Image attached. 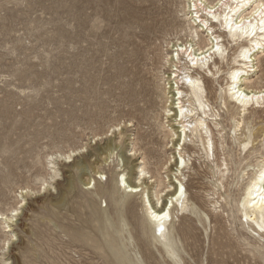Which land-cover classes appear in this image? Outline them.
Returning <instances> with one entry per match:
<instances>
[{"label": "rangeland", "instance_id": "374dc122", "mask_svg": "<svg viewBox=\"0 0 264 264\" xmlns=\"http://www.w3.org/2000/svg\"><path fill=\"white\" fill-rule=\"evenodd\" d=\"M184 5L185 0H0V178L5 172L10 177L0 179V211L9 214L20 207L19 191L29 189L27 203L10 221L12 226L6 227L0 219V264H264V237L254 242L241 228L236 212L243 188L262 162L260 153H254L246 160L250 163L246 172H236L242 152L239 142L252 130L257 134L253 148L261 144L263 107L252 109L253 118L245 120L237 138H223L224 145L211 126L215 157L221 163L225 156L228 160L226 191L221 185L224 197L217 205L210 204L207 192L215 180L213 163L207 161L199 138L187 145L192 158L183 178L189 207L171 226L182 260L170 258L149 237L142 207L134 197L125 215L127 229L118 240L128 258H117L108 246L110 237L97 209L105 200L110 213L115 207L108 196L97 195L94 187L83 188L81 182L89 175L94 179L93 163L104 171L98 181L111 187L123 164V151L135 145L146 155L149 169L162 170L163 179H169L170 151L162 148L158 107L136 102L133 91L142 80H150L156 90L166 48L178 38L192 39L182 30L189 24ZM157 18L160 21L154 26ZM229 51L232 56L234 47L229 46ZM227 67L223 63V69ZM259 75L264 78V69L251 78ZM219 82L208 85L213 95L219 93L223 78ZM117 125L121 134L114 131ZM224 125L228 129L231 125L228 113H224ZM108 140L116 152L105 161L106 154H97L95 147H104ZM73 150L77 155L71 159L88 156V174L73 162H65ZM49 155H54L53 168L47 163ZM54 172L57 175L51 179ZM42 179L50 184L47 189ZM67 181L73 185L70 191ZM162 186L156 183L154 190ZM60 195L66 201L55 205ZM143 226L148 233L145 240L139 233Z\"/></svg>", "mask_w": 264, "mask_h": 264}, {"label": "bare ground", "instance_id": "6f19581e", "mask_svg": "<svg viewBox=\"0 0 264 264\" xmlns=\"http://www.w3.org/2000/svg\"><path fill=\"white\" fill-rule=\"evenodd\" d=\"M260 3L261 0H185L184 16L189 24L185 25L186 27L182 30L188 31L187 35L192 39L180 41L178 38L176 42H167L170 46L172 42L173 44L171 48H166L160 58L156 90L152 87L150 80L141 79V85L133 91L136 102H144L147 108L158 107L157 118L160 122L159 129L162 132V148L166 153L170 151L166 162L168 165L164 164L171 172L167 181L163 179L162 170L153 172L149 169L146 155L136 145L123 151V164H119V170L116 171V177H113L114 184L111 187L105 188L101 185L98 179L104 177V171L101 165L92 166L93 163L91 167L95 172L94 179L89 175L87 181L84 178L81 180L85 186L83 188L94 187L97 195L108 196V202L115 207L114 213H110L109 203L105 200V205L102 204L97 209L100 211L98 219L102 220L110 237L107 240L108 246L115 252L117 258L118 256L125 260L128 258L124 254L125 251L121 250L122 247L119 246L118 240L120 232L127 229L128 220L125 215L127 208H132L131 203L134 197L139 200L142 207L144 222L150 230L149 237H152L170 258L175 261L182 260L175 247L174 239L171 237V226L175 217L187 214L189 207L188 188L185 187L183 176L185 170L189 168L188 160L192 158V154L187 153L189 152L187 145L191 140L195 143L196 138L200 139L207 161L213 163L211 173L215 180H212V187L207 190L210 204L217 205L220 203V198L224 197L221 188H225L226 191L224 179L226 178L225 171L228 169V160L225 156L221 163L215 157L214 133L211 126H215L220 136V144L224 145L223 138L227 136L237 138L239 131L241 132L244 128L245 120L253 118L252 109L264 108V78L259 75L256 79H252L264 69L259 65L261 63L264 67V31L261 30L264 28V23H262L264 17L255 14ZM213 16L216 19H213ZM226 16L232 31H229L225 23ZM158 21L160 19L157 18L152 22L154 26L159 23ZM237 25H241L244 30L238 28ZM197 44L201 45L196 47ZM229 46L235 49L232 56H229ZM217 47L220 49L219 52L215 51ZM225 62L228 63V67L224 70L223 63ZM222 78L224 82L220 84V87L218 86L219 93L213 95L208 85L213 81L219 82ZM224 113H228L229 116L231 124L229 129L224 125ZM128 126L132 124L129 123ZM120 128L117 125L114 131H120ZM122 132L120 131L119 134ZM256 135L250 130L245 139L239 142L242 152L236 161V172L239 174L246 172L247 167L250 166L246 160L254 153H260L262 162L258 164L254 176L243 188L242 196L236 203V212L240 216L243 231L249 234L254 242H260V239L264 237V134L260 140L261 144L253 148ZM101 146L100 148L95 147L97 154H106L104 159L108 161L116 152L112 140L106 141L104 147ZM197 152L199 151L194 153ZM176 153L180 154L179 158ZM140 154L143 155L141 159L140 157L134 158ZM187 154L191 155L189 159L186 157ZM223 154H226V151ZM76 155V150L71 151L65 157L60 154L65 162H73L83 171L84 175L88 174L86 167L88 156L71 159ZM47 163L50 168H53L54 155L50 156ZM56 175L55 172L50 175L51 179H54ZM8 177L9 173L5 172L0 179ZM42 182L44 189H47L50 185L47 179H42ZM156 183L163 186L154 190ZM65 185L67 191L72 190L71 181H67ZM20 190L22 197L20 207L13 208L9 214L0 211V219L8 224L6 227L12 226L10 221L14 222L19 208L27 203L25 195L29 193L28 187H22ZM55 201V205H64L66 199L64 195H60L55 198ZM101 202L103 203V200ZM220 207H223L222 203ZM210 211L215 212L213 209ZM8 230L10 229L6 231ZM101 232L105 231L101 229ZM139 233L143 239L148 236L144 226ZM80 235L86 234L80 233ZM10 240L8 239V246ZM261 246L264 248L263 243ZM4 263L9 264L6 261Z\"/></svg>", "mask_w": 264, "mask_h": 264}, {"label": "snow or ice", "instance_id": "6c2138e0", "mask_svg": "<svg viewBox=\"0 0 264 264\" xmlns=\"http://www.w3.org/2000/svg\"><path fill=\"white\" fill-rule=\"evenodd\" d=\"M255 14L264 17V0H261V3L259 5V8H258V10H257V12ZM212 18L213 19H216L215 16H213ZM225 23L228 26L229 31H232L231 25L228 24V17L227 16L225 17ZM262 23H264V21H262ZM237 27L238 28H241V30H244L241 25H237ZM261 30L264 31V28H262ZM215 51L219 52L220 51L219 47H217L215 49ZM189 82L191 83V81H189Z\"/></svg>", "mask_w": 264, "mask_h": 264}]
</instances>
